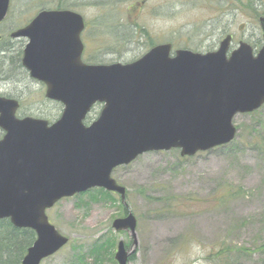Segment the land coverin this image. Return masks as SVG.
I'll list each match as a JSON object with an SVG mask.
<instances>
[{
  "label": "water",
  "instance_id": "water-1",
  "mask_svg": "<svg viewBox=\"0 0 264 264\" xmlns=\"http://www.w3.org/2000/svg\"><path fill=\"white\" fill-rule=\"evenodd\" d=\"M11 3L0 0V24ZM259 24L264 43V17ZM84 29L74 11L43 10L10 34L28 40L23 67L45 84L46 98L64 108L49 125L18 119L19 101L0 98V220L37 236L20 264H42L68 245L47 217L61 200L98 188L118 194L126 207V189L112 179L114 169L145 153L180 149L189 158L231 144L235 117L264 106V46L255 55L241 41L230 52L228 35L207 54H173L171 44H162L130 64L93 66L82 62ZM99 103L104 108L87 127ZM137 224L130 213L112 223L132 240L128 249L118 243V264H131L137 254Z\"/></svg>",
  "mask_w": 264,
  "mask_h": 264
},
{
  "label": "rangeland",
  "instance_id": "rangeland-1",
  "mask_svg": "<svg viewBox=\"0 0 264 264\" xmlns=\"http://www.w3.org/2000/svg\"><path fill=\"white\" fill-rule=\"evenodd\" d=\"M11 2L10 15L0 25V52H9L8 61L20 55L21 62L27 46L26 39L13 40L9 34L60 3L87 22L86 63L130 64L162 43L206 54L217 51L228 34L233 36L231 50L238 49L240 41L253 46L255 53L263 46L257 14L264 12V0ZM2 55L0 97L20 101L19 118L55 123L61 106L45 99L46 88L29 78L24 67L8 65ZM102 109L95 106L86 124L96 121ZM234 123L238 135L228 146L189 158L179 149L150 152L116 168L112 179L126 189V207L117 194L97 189L60 201L47 217L71 242L43 264H118L117 244L123 241L128 249L132 241L112 223L127 212L138 220L139 249L131 264H216L217 254L226 257L237 247L249 251L240 253L237 264H264V106L237 116ZM3 136L0 130V140ZM230 189L239 192L222 204L218 198ZM172 203L173 213L168 214L165 206ZM98 246L103 247L94 257Z\"/></svg>",
  "mask_w": 264,
  "mask_h": 264
},
{
  "label": "trees",
  "instance_id": "trees-1",
  "mask_svg": "<svg viewBox=\"0 0 264 264\" xmlns=\"http://www.w3.org/2000/svg\"><path fill=\"white\" fill-rule=\"evenodd\" d=\"M225 3L226 2H230L232 1V3H235V0H223ZM252 0H246V2H250ZM236 4V3H235ZM64 5V4H63ZM62 3H60L57 6H51L49 8H54L57 10H62L63 8ZM239 9H241L242 7L239 5L238 7ZM259 17L260 16H264V12L262 14H257ZM0 54H3L2 57H6V58H2L4 60H6L5 62H8V65H18V67H21V62H19L20 59V55L18 56L17 60H14L13 57L9 58V61L7 60V56L9 54V52L7 50L1 51ZM1 58V56H0ZM9 62H11V64H9ZM89 63V62H88ZM98 64H102V63H98ZM105 65V64H104ZM4 64H1V70L0 73H3V68ZM5 77V79H8L9 77ZM102 192V191H101ZM239 191H232L227 190L225 191L222 195H220V197L218 198L219 201H221L222 204L226 203V202H230L231 199L234 198L235 194L238 193ZM170 201H168L169 203ZM173 203L170 205H166V209L165 211L168 212V214L173 213L172 209ZM127 212V211H126ZM126 215V213H125ZM36 240V233L32 230H24V229H15L14 226L12 225L11 221L9 220H4L1 221L0 220V264H20L21 261L23 260V258L26 256L28 249L34 244V241ZM103 246H98L96 247L93 251L92 254L94 255V257L96 256V254H98L100 252V248H102ZM114 248V246H113ZM233 254L236 255V258L233 257V254H230L227 252V256L226 257H220V255H216L218 257V260L216 262V264H237V257H239V255L242 254H248L246 249L243 248H234L232 249ZM112 256V255H111ZM131 261H135V256H132ZM236 260V261H235ZM97 262H99L98 260H96ZM232 261V262H231Z\"/></svg>",
  "mask_w": 264,
  "mask_h": 264
},
{
  "label": "flooded vegetation",
  "instance_id": "flooded-vegetation-1",
  "mask_svg": "<svg viewBox=\"0 0 264 264\" xmlns=\"http://www.w3.org/2000/svg\"><path fill=\"white\" fill-rule=\"evenodd\" d=\"M86 29H87V22H86V27H85V30H84V33L82 34V36H81V39H82V43H84L83 42V38H84V36H85V31H86ZM84 46H85V43H84ZM84 55H83V58H82V60H83V62L85 61L84 59H85V50H84V53H83ZM27 71V70H26ZM27 74H28V77H29V73H28V71H27ZM30 78V77H29ZM42 87H44L45 88V85H43L42 84ZM45 93H46V89H45ZM45 93H44V96H45ZM60 105V104H59ZM61 106V105H60ZM61 108H62V106H61ZM26 117V116H25ZM19 118V117H18ZM24 118V117H23ZM23 118H19V119H23ZM39 119V118H38ZM43 120V119H42Z\"/></svg>",
  "mask_w": 264,
  "mask_h": 264
}]
</instances>
